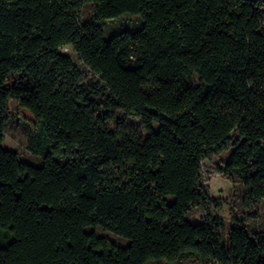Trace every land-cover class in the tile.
Instances as JSON below:
<instances>
[{
	"label": "trees",
	"instance_id": "obj_1",
	"mask_svg": "<svg viewBox=\"0 0 264 264\" xmlns=\"http://www.w3.org/2000/svg\"><path fill=\"white\" fill-rule=\"evenodd\" d=\"M124 13L141 27L105 37L95 19ZM10 99L36 120L39 166L1 146ZM215 158L248 210L231 206L225 242L216 216L188 218L208 212ZM261 201L264 0H0V264H264Z\"/></svg>",
	"mask_w": 264,
	"mask_h": 264
},
{
	"label": "rangeland",
	"instance_id": "obj_2",
	"mask_svg": "<svg viewBox=\"0 0 264 264\" xmlns=\"http://www.w3.org/2000/svg\"><path fill=\"white\" fill-rule=\"evenodd\" d=\"M82 20L91 15L88 5L83 7ZM98 24L103 28L105 37L111 33L119 32L122 30H135L141 27L142 18L140 15L124 13L116 18H97L95 19ZM67 53L77 66L81 65L76 54L70 47H64L61 49ZM192 83H197V78L192 75L189 78ZM130 127L134 129L136 134L141 138L145 137L147 133L142 129L139 121L135 118L129 117L127 120ZM36 120L26 110H20L15 100L10 99L7 103V123L4 130L3 141L1 143L2 148L14 151L18 158L24 162L39 166L43 163V154L47 150V146L44 143H40L36 139ZM107 126L113 131L114 123L107 122ZM39 147L38 151H35L36 147ZM54 160L63 162L65 159L59 155L51 156ZM211 161L203 165V185L205 187V193L209 204L208 212H204L202 209H195L189 214L188 218L191 223H200L205 217L206 213L211 216L219 218L223 227L220 230V237L223 242L226 240L228 230L230 228V208L234 207L235 210L248 211L242 205V198L244 195V187L239 183H231L222 174L215 172V166L218 164ZM256 217L252 218L248 223V229L250 230H264V201L258 202L255 208ZM87 231H93L97 236L106 237L112 243L125 247L128 245L129 240L125 237L119 236L109 230L97 225L92 228H88ZM0 244H5L11 240V234L6 231H0ZM153 261H149L147 264H151ZM160 264H197L194 260L184 261H165L160 260Z\"/></svg>",
	"mask_w": 264,
	"mask_h": 264
}]
</instances>
